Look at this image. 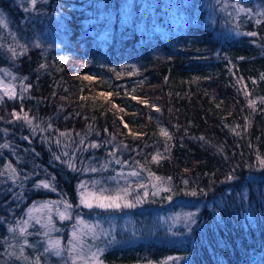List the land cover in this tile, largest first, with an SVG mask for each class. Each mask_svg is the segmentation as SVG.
Segmentation results:
<instances>
[{
    "label": "trees",
    "instance_id": "16d2710c",
    "mask_svg": "<svg viewBox=\"0 0 264 264\" xmlns=\"http://www.w3.org/2000/svg\"><path fill=\"white\" fill-rule=\"evenodd\" d=\"M231 1L226 13L208 0H0V70L15 88L0 98V264H73L76 217L109 227L88 240L102 264H264V0ZM82 184L127 189L176 224L130 240L113 222L149 220L135 207L84 209ZM61 199L72 213L52 217L60 257L33 221L8 230ZM25 239L27 261L6 254Z\"/></svg>",
    "mask_w": 264,
    "mask_h": 264
},
{
    "label": "rangeland",
    "instance_id": "374dc122",
    "mask_svg": "<svg viewBox=\"0 0 264 264\" xmlns=\"http://www.w3.org/2000/svg\"><path fill=\"white\" fill-rule=\"evenodd\" d=\"M208 1H214L213 3L219 4L218 8L222 9V11H236L235 4L231 0H208ZM232 2V3H231ZM226 13L223 14V16H226ZM0 19H2L5 24V26H0V31L10 33L8 31V24L6 23V19L4 14L0 10ZM178 21L175 20L174 23L176 24ZM49 48V47H48ZM9 71L7 69H1L0 70V84L7 86L11 92H15L14 85L10 82L11 77L9 76ZM3 95V88L0 87V97ZM117 172V171H116ZM147 186V184H145ZM82 191L85 192H93L95 195H103L96 193L91 190L84 189ZM81 193V191H80ZM79 193V195H80ZM127 201H129L128 196L125 197ZM131 202V201H129ZM133 204V202H131ZM65 204H68L67 200L61 199L57 201H52L49 203H43L39 204L35 207H32L30 211L28 212L27 221L24 222V225L21 226V228L26 231L28 228L29 222H34L38 224L41 227V230H43V236L46 241V245L48 246V249L51 250L55 254V250L50 248V243H55L56 241H59V250L60 255H63L65 253V249H63V245H61L60 236H57L56 230L54 227L51 226L52 217L56 216L59 220L63 221L64 219H61V214H64L66 217L70 216L72 213V208H68L67 211L65 210ZM70 205V204H68ZM79 205L83 207L84 209L88 211H94L98 212L100 210L107 211V210H117V209H105L100 207H93V208H87L83 206L80 203V197H79ZM135 208H137L136 204H133ZM126 208V207H123ZM140 214L141 217L145 218L148 221V225L144 227L143 224H140L139 226H136L131 220H122L120 225H116L115 222H113V228L119 230L122 234H129L131 235L130 240H136L140 237V234L142 232H156L161 229L170 230L172 226H175L176 223L171 222L173 220V217L168 216L165 220V218H158L155 215H150L149 211L146 210V208H137V214ZM147 216H146V215ZM69 219V218H65ZM74 224L69 230L68 233V241H67V247L69 250H71L70 255V261L73 264H102L100 261V255L102 253L103 247H94L90 243H88V240H95L98 239L101 236L108 235L109 227H103L98 222H88L84 220L81 217H76L74 219ZM75 234V235H74ZM23 235L20 231L17 230V237ZM106 235V236H107ZM99 250V251H98ZM92 253H97V257L95 260L91 258ZM60 255H57L60 257ZM69 256H67L68 258ZM4 261H8L7 258H4ZM5 263V262H4Z\"/></svg>",
    "mask_w": 264,
    "mask_h": 264
},
{
    "label": "snow or ice",
    "instance_id": "6c2138e0",
    "mask_svg": "<svg viewBox=\"0 0 264 264\" xmlns=\"http://www.w3.org/2000/svg\"><path fill=\"white\" fill-rule=\"evenodd\" d=\"M31 4L35 5L36 4V0H31ZM25 11H28L27 8L24 9ZM259 22V21H258ZM0 26H5L6 24L5 22L0 19ZM250 35H254V33H250ZM12 54L15 55V50H11ZM10 75V74H9ZM85 79H91V77H85ZM262 79H264V76H262ZM0 87L3 88V95L8 96L9 98H15V94L13 92L10 91V89L5 86L0 84ZM2 98V97H0ZM133 99H135V97H133ZM250 104H252V101H249ZM261 103L264 104V98H261ZM21 111H23L21 109ZM12 116L15 117V119L20 120L23 119L26 123H28L29 125H31L32 121L29 119V117L27 116V114H24L23 117H21L16 111H13ZM124 127H127V124L124 125ZM35 129H33L34 131ZM161 135L167 137L168 139H171L170 134L168 133L167 130L161 128ZM27 139V137L25 138ZM203 139V138H201ZM96 146V145H94ZM0 147L2 148H8L9 145L8 144H4V145H0ZM56 159H60V157H56ZM153 159H155V157H153ZM259 159V164L261 167H264V158H258ZM117 163H119V161H117ZM8 167L11 169V172L13 173V175H16V170L14 168H11V165H8ZM69 167H73L72 164H69ZM96 169H92V171H95ZM132 175H136V173H132ZM228 179H233L232 176L227 177ZM24 179H28L27 176L24 177ZM159 179V178H157ZM187 183V182H185ZM34 187L36 188H50V184L46 181H40L36 184H34ZM141 187H143V185H141ZM153 187L157 188V190H161L159 185H153ZM81 189H84V185H80ZM55 190V189H52ZM164 191H171V189H163ZM108 190L106 189H100L101 193H104ZM203 190H201L202 192ZM147 192H145V196H147ZM186 194H190L192 196H196L198 193L196 190H192L190 193H186ZM127 196V189H119L115 192V194L112 195H95V193L93 192H85V191H81L80 193V203L87 207V208H93V207H100V208H105V209H120L121 207H133L134 205L127 201L125 199V197ZM172 197L169 195L168 199L170 200ZM71 205L65 204V210L67 211L68 208H70ZM192 216L191 213L188 214V219H190ZM65 218H71L70 216H65L64 214H61V219H65ZM10 232L15 233L17 231L16 228H12L9 227L8 229ZM19 231L23 234L24 233V229L20 228ZM75 235V234H74ZM28 244V241L25 239L24 243L21 244L20 246V254L18 255L15 251L9 252L7 249H5L6 254L9 257H15L16 259H24L25 261H27V257L23 256V250H24V246ZM9 247L11 248L12 245H9ZM50 248L55 250V254L56 255H60V250H59V241H56L54 244L50 243L49 245ZM49 249L46 248L45 251H48ZM71 251V250H70ZM99 251V250H98ZM97 257V253H92L91 254V258L93 260H95ZM31 264H39V259L37 258L36 260H33L31 262Z\"/></svg>",
    "mask_w": 264,
    "mask_h": 264
}]
</instances>
